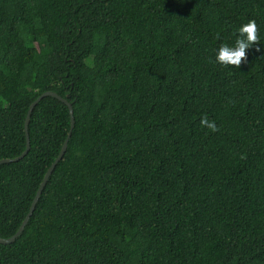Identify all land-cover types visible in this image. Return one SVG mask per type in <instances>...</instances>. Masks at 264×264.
Masks as SVG:
<instances>
[{
	"label": "trees",
	"instance_id": "obj_1",
	"mask_svg": "<svg viewBox=\"0 0 264 264\" xmlns=\"http://www.w3.org/2000/svg\"><path fill=\"white\" fill-rule=\"evenodd\" d=\"M250 19L247 60L216 62ZM46 91L74 125L0 264H264V0H0V160ZM69 129L57 99L33 109L27 155L0 165V238Z\"/></svg>",
	"mask_w": 264,
	"mask_h": 264
},
{
	"label": "clouds",
	"instance_id": "obj_2",
	"mask_svg": "<svg viewBox=\"0 0 264 264\" xmlns=\"http://www.w3.org/2000/svg\"><path fill=\"white\" fill-rule=\"evenodd\" d=\"M238 33L233 45L221 44L216 52V62L224 66L232 65L239 68L241 63L247 60V50L260 42L259 28L255 19H250L243 24L238 29ZM200 123L202 127L206 126L213 132L219 130L215 121H210L206 115L201 118ZM241 159H244L243 155Z\"/></svg>",
	"mask_w": 264,
	"mask_h": 264
},
{
	"label": "water",
	"instance_id": "obj_3",
	"mask_svg": "<svg viewBox=\"0 0 264 264\" xmlns=\"http://www.w3.org/2000/svg\"><path fill=\"white\" fill-rule=\"evenodd\" d=\"M46 97H53L55 99H57L58 101L62 102L63 104H65L68 108V111H69V115H70V129H69V132H68V135L66 137V139L64 140L63 144H62V147H61V150L57 156V158L54 160V162L50 165V167L47 169L42 181H41V184L39 185L37 191H36V194L33 198V201L31 203V206L29 208V211L27 213V215L25 216L24 220L22 221L20 227L18 228V230L16 231V233L14 235H12L11 237L7 238V239H2L0 238V244H3V245H8V244H11L13 241H15V239H17L25 225L27 224L30 216L32 215V212L35 208V205L42 193V190L44 189L50 175L52 174L55 166L57 165V163L62 159L65 151H66V148H67V142H68V139L70 137V134H71V130L73 128V125H74V118H73V110H72V107H71V104L67 102L66 99H63L62 97L58 96L57 94L51 92V91H46V92H43L41 95H39L30 105H29V108L27 110V113H26V116H25V121H24V130H25V137H26V147H25V150L17 157L15 158H12V159H1L0 160V165L1 164H6V163H12V162H17L21 159H23L28 151H29V148H30V145H29V137H28V132H27V128H28V123H29V119H30V115L33 111V109L35 108V106L43 99V98H46Z\"/></svg>",
	"mask_w": 264,
	"mask_h": 264
}]
</instances>
